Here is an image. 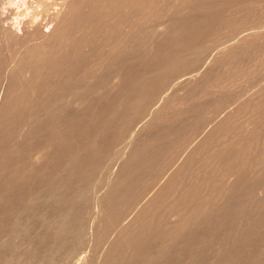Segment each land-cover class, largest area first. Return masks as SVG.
Instances as JSON below:
<instances>
[{
	"label": "bare ground",
	"instance_id": "obj_1",
	"mask_svg": "<svg viewBox=\"0 0 264 264\" xmlns=\"http://www.w3.org/2000/svg\"><path fill=\"white\" fill-rule=\"evenodd\" d=\"M173 1L170 2V0H28L22 8L11 7V8H8L9 10L6 13L1 11L2 10V8H1V10H0V82H1V84H0V210H1L0 211V225L3 222H6L10 225V227H8L10 229H7L8 231L10 230V232H13V233L17 232V234L22 233L23 236L25 234H28L29 231L25 227L24 224L17 221L16 218L13 221L11 220V218H12L11 215L15 216L17 213L19 214V212L20 213L24 212L25 214H28V218L32 215H34L36 218H38L39 221H41V223L39 225L42 224L46 228L52 229L51 233L42 234L40 239L34 238V239H37V241H35V242L32 238H31L32 240L30 238H28V240H25V238L22 239V240H24V242L21 241V243L23 242V245L30 246L33 249V251L31 250L32 253L26 254L25 256H23V255L18 256V257L22 256L24 258L23 264H36L37 262H40V261L42 263L43 262L42 261L43 254H45L46 252L48 253V251H50V249L53 246L57 247V246H60L61 244L64 245L63 243L65 241V238H67V237H65V235L73 234L72 232H73V229L75 228V225H76L74 213H75V209H76L75 208L76 202H78L77 199L80 196V194L82 193V191L86 190L87 188L89 190V184L88 183L90 181L88 183H86L87 184L86 186H88V187H85L84 183L87 182L89 179L91 180V177L93 174L96 176L99 174V173H96V174L94 173L95 163H97V162H92L93 161L92 159H94V157L92 158L90 153H89L88 155H90V157L92 158V159H90L91 162L89 161L90 163L87 164L86 161L88 162V160H89V158H87V160H85L86 164L84 166L82 165L83 167L81 165H78L79 162H81L80 160L82 159L80 157V151H81L80 144L78 142H73L72 140L66 141L67 138L71 137V135H70L71 132L69 134H67V132H66L67 129L68 128L71 129V127L75 126V125H77L79 127L84 123L83 118H82V116L84 114H82L81 112H77L78 108H80L82 104L86 103L88 101V99L90 101V98L93 96V95H90L91 97L89 98L90 91H94V90L96 91L102 87L104 89L103 85L105 83L110 84L112 87H116L117 84L119 85V82H121L120 80L124 79L126 84L124 82H122V83H124V85L121 86V88L123 90L127 89V87H126L127 84L130 86L132 85L131 82H132V78L135 76V71L140 70V68H136L137 67L136 64L139 63L140 60L139 61H136V60L139 59V57H138L139 55L145 56L144 55L145 54L144 49L147 47L146 49L148 50L149 49L148 47H151V44H152L151 42L154 43L153 40L150 42L149 41L150 38L148 40L147 37H150L149 36V34H151L150 32H153L152 30H156L154 28L158 24H160L159 23L160 21H159L158 23H156V26L154 27L155 23L150 24V23H152L150 21L154 18L156 19L157 17H158L157 18V20H158L160 16H161V18H163L164 16H162V15L165 14L164 7L166 5L168 6V3L175 4V3L179 2V1L177 2L175 0L176 2L174 3ZM202 1H203L202 3L201 2H199V4L196 3L197 5H200L201 9L203 8L202 5L205 2L204 0H202ZM246 1H248V0H246ZM251 1H253V0H251ZM191 2H193V0ZM0 3L2 4V1H0ZM188 3H190V2H188ZM173 4H169V5H173ZM238 4H242V2L241 3L238 2ZM183 5L185 6L186 4H183ZM187 5H189V4H187ZM191 5L195 6L194 3L190 4V6ZM197 5L195 7H197ZM157 6H160L161 8H163V11H162L163 14L158 15V13H159L158 11H160V9H161L160 7H158L160 9L157 11V13H155V11L157 10L156 9ZM176 6L180 8V5L179 6L176 5ZM176 6H173V7H176ZM185 7H187V6H185ZM204 7H206V6H204ZM87 8L89 10V13L87 11ZM188 8H187V10H190L189 6H188ZM197 8H195V10ZM165 9H166V11L167 10L170 11V9H172V8L170 7V9H167V7H166ZM192 10H193V8H192ZM197 10H199V9H197ZM169 11H167V13H169ZM162 12H160V13H162ZM153 13H154V16L156 14L157 17H154L152 15ZM188 14L190 15L189 12H188ZM184 15H185V13H184ZM204 15H207V14H204ZM150 16L152 17V19L149 18ZM173 17H175V16H173ZM177 17H179V16H176L175 19ZM166 18L164 17V19H166ZM168 18L170 19V17H168ZM149 19H150V21H148ZM155 19H154V21H155ZM175 19L173 18V20H175ZM178 19H179V21L178 20H176V21H178V22L181 21V22H180V24L178 22H176V23H177V25L180 26L183 23V21L180 20L181 18H178ZM185 20L187 22V19H185ZM167 21H172V20L167 19ZM147 22H150L149 23L150 26L153 25V27H152L153 29L151 28L152 30L150 32H148V34L146 32L149 31L150 28L147 27L148 26ZM172 22H175V21H172ZM172 22H171V24H172ZM192 22H194V21H192ZM142 23H143V25L145 23L147 25L146 29H148V30L147 31L145 30V33H146L145 36L146 35H148V36L145 38L148 40L149 43H151V44L148 43L150 46L147 44V41H145L143 38L141 39V42H139V40H138L139 36L137 37V35L139 32H141L140 30L143 29L142 28L143 26L141 27ZM161 23H163V22H161ZM169 23L170 22H168V24ZM189 23H190V21H189ZM197 23H199V22H197ZM173 24H172V26H175ZM170 25H168V26L170 27ZM200 25L201 24H199V26ZM160 26H161V24H160ZM182 26H183V24H182ZM162 27L164 28V26H162ZM196 28H197V26L195 27V29ZM200 28L201 27H199V29ZM203 28H205V27H203ZM188 29H191V27H188ZM254 31H261V30L257 29V30H253V32ZM154 32L156 33L157 30ZM154 32H153V34H154ZM158 32H159V30H158ZM162 32L167 34L169 32V30L166 32V31H163V29H162ZM197 32H199V31L197 30ZM200 32H201V30H200ZM249 32H250V34L253 33L250 30H249ZM141 33L142 34H140V33L139 34L142 36L143 32H141ZM169 34H171V33L169 32ZM177 34H179V32L176 33L175 35H177ZM181 34H182V30L180 31L179 35H181ZM184 34H187V33L185 32ZM175 35H174V37H176ZM187 35H189V34H187ZM184 36H186V35H184ZM181 37L179 36L178 40ZM156 38H157V36H156ZM156 38H155L156 42H157V40H160L159 38L158 39H156ZM165 38H166V36H165ZM190 39H192V38H190ZM175 40H176V38H175ZM178 40H176V42H173V40L171 42H169L170 44L168 45V49H167L169 52H167V51L164 52L165 46L162 47V44H161V47L159 46V48H162L161 50L158 47H156V45H157L156 42H155L156 44L154 43L152 45V48L154 46L153 50H154V52H155V50H157L158 51V52H156L157 54L159 53V50L163 51L162 55H163V53H165L164 58H165V56L169 57V54H172V56H170V59L173 60V62H176L177 56H179V55H182V56L186 55L187 56L188 53H192V50L196 44V42L193 43V41H192V45H191V42H187L186 40H185V43L179 44ZM180 40L184 41L183 38H181ZM177 41H178V43H177ZM194 41H196V40H194ZM160 42H161V40H160ZM186 42L189 44H187ZM200 43H202V42H200ZM93 44L95 46H93ZM253 44H254V42H253ZM254 45H253V47L255 49ZM263 45L264 44H262L261 47ZM90 46L95 47L97 52L95 51V49H93L95 51V53L93 51H90V52H93V55L90 58H88L87 56L84 55V54H86V53H84V51L88 47H89V50H91L90 48H92V47H90ZM96 46L98 47V49ZM155 47L158 48L159 50L155 49ZM212 47L217 48V51L219 50V52H218L219 58L223 54H224V56H226V53H228V52L231 54L232 51L234 50L233 47H230V44H228V45L222 44L219 46H216V45L213 46L212 45ZM241 47L243 49L245 46H241ZM241 47H240V49L238 47L239 51L241 50ZM248 47L249 46H246L247 50H251L253 53L254 52L255 53L260 52V51H258L259 49H257V48L254 51L251 49L252 46L250 48H248ZM257 47H258V44H257ZM197 48H199V47H197ZM214 48H213V50H214ZM139 50L140 51L143 50L142 53ZM147 50H146V52H147ZM153 50L150 52H153ZM198 50L199 49H197V51L195 50V52H197L196 53L197 55H198V53H200V52H198ZM202 50L204 52V49H202ZM247 50H246V52H249ZM256 50L258 52H256ZM260 50H262V49H260ZM263 50H264V48H263ZM199 51H201V50H199ZM235 51H238V50L236 49ZM235 51H233V52H235ZM239 51H238V53H239ZM251 51H250V53H252ZM90 52H87V53L91 54ZM143 52H144V54H143ZM154 52H153V56H154ZM203 52H202V54H203ZM213 52H211V54ZM148 53H149V51H148ZM205 53L206 52H204V54ZM220 53H223V54L220 55ZM150 54L151 53H149V55H146L147 58L144 57L147 60L146 59L143 60L144 58H142V56L140 58H142L143 63L145 61V64H146V62L150 63L151 61H153L152 62L153 64L154 63H155V65L157 64V66H155V65L149 66V64H147L148 67H151V68H153V67L156 68V67H158V64L160 62H163V61L165 62L167 59L169 60V58H166V60L163 58L164 60L162 61V59L159 58V60H161V61L159 63H156L154 60H156V61H158V60L154 56L155 59L154 60L152 59L149 62L148 59L152 56ZM157 54H155V55H157ZM160 54H158V55H160ZM158 55H157V57H159ZM162 55H161V57H162ZM148 56H149V58H148ZM186 56H185V58H186ZM224 56H221V58ZM200 57H199V59L202 60L203 55H202V58H200ZM190 58H192V57H190ZM190 58H189V60H190ZM179 59L183 60L182 57L178 58V60ZM204 59H205V57H204ZM227 59H228V57H227ZM194 60H195V58H194ZM213 60H214V58H213ZM213 60H211V62ZM216 60H218V58ZM219 60L221 63L224 62V60L221 61L222 59H219ZM184 61H188V60L185 59ZM164 62H163V64H164ZM173 62H172V64H170L171 62H169V64L174 65L175 63H173ZM202 62H203V60H202ZM139 64H141V63H139ZM139 64H138V67H141L142 64H141V66H139ZM145 64H143V65H145ZM161 64H159V66H161ZM213 64H214V61H213ZM165 65H167L166 62H165ZM170 65H168V66H170ZM180 65H182V64H179V66ZM201 65H202V63H201ZM223 65L225 67V71L226 70L229 71V69H226V68H230L228 66V62H224ZM162 66H161V68H162ZM220 66H221L220 68L223 70L224 68L222 67L221 64H220ZM122 67H124V70ZM142 67H143V69H141L142 71L141 70L140 71H141V73L144 72L143 74H145L147 72V69H145L144 66H142ZM175 67L177 69L178 66H174L173 67L174 69L172 68L171 70H169V73H172L173 70H175ZM201 67H199L198 69H200ZM135 68L137 70H135ZM169 68H171V66ZM169 68L166 69L167 72H168ZM151 70L149 69L150 73H151ZM207 70H209V69H207ZM222 70H221V74H223ZM140 71H139V73H140ZM216 71H218V70H216ZM149 72H147V73H149ZM139 73H137L136 75L139 76ZM152 73H153V71H152ZM152 73H151V75H153ZM169 73H168V76H170ZM216 73H220V72L218 71ZM149 74H146V76H148ZM190 74H192V73H190ZM208 74H210V72ZM227 74L228 73L226 72V74L222 78L220 77L218 79L221 80V79L225 78V76ZM137 76H136V78H138ZM140 76H141V74H140ZM168 76L166 77V75H165V78L168 79ZM199 76H201V75H199ZM206 76H204V77H206ZM151 77L154 78L155 76L153 75ZM157 77H155L156 80L154 78L153 81L154 80L157 81L158 78L161 79V77H158V78ZM213 77H215L217 79V77H219V76H217V77L213 76ZM145 78H146V81L150 84V80H147V78H149V77H145ZM191 78H188L189 81ZM208 79H209V77H208ZM138 80H140V79L138 78L137 82H139ZM141 80H142V77H141ZM165 80L166 79H164V81ZM209 80H208V82H209ZM219 80H218V82H220ZM134 81L136 82V80H134ZM142 81L144 82V80H142ZM205 81L207 82V79ZM211 81L209 84L212 85ZM139 83L141 86H142V84H144L141 81ZM152 83H154V82H152ZM108 84L106 86H108V88H109ZM145 84H146V82H145ZM133 85H134L133 86L134 88H135V85L138 86L137 83H135V84L133 83ZM153 85H155V84H153ZM211 85H209V86H211ZM111 86L108 89L110 91L112 89ZM124 86L126 89L123 88ZM205 86H206V84H205ZM142 87H144V86H142ZM195 87L198 88V85H196ZM117 88H118V86H117ZM117 88H115V90ZM121 88H119V90H121ZM137 88H139V86ZM207 88H208V83H207V87L205 89H207ZM133 89H132V91L134 92ZM147 89H149V88H147ZM150 89H152V86ZM112 90H114V88ZM140 91L141 90H139L138 93ZM238 91L239 90H237V92ZM130 92H131V90H130ZM144 92H143V94L142 93H139V94L140 95L142 94V95H144V97L145 96L147 97L149 95V93L145 94ZM114 93H113V95H115ZM91 94H92V92H91ZM118 95H119V92H118ZM122 95H124V93H122L121 96ZM125 95H127V94H125ZM151 95L154 97L155 94L153 93ZM219 95H221V94H219ZM244 95L245 94L243 92L242 95H237V98L242 99L244 97ZM115 96H114V98H115ZM252 96H253L252 100H246V101L239 100V101H237V105H236L237 106L236 107L237 108L236 114L241 115L245 118V121H244V123H242L241 126L244 127V131H246V133L245 132L242 133L243 131H241V129H240L241 126L240 127L237 126L238 123H237V125H235L236 128L234 130H232V128H234V127H233V124L229 120L231 113H228L226 115V117L221 122L213 123V125H212L213 128L211 127L210 130L205 129L202 131L203 133L198 138V139H200L199 143L195 144L192 141H188V142L186 141L184 143L183 150L180 153L178 159L177 160L175 159L171 164H169V166H167L168 168L162 173V175L160 177H158V179H154L156 181L154 182V185L152 186V188L150 187L151 188L150 190L145 191V193H143L144 194L143 196L140 195L139 197H137L138 199L135 200L136 202L134 201V203L131 204L132 207L130 206V208H131L130 211L127 210L128 213L124 214V215H122L121 212L124 213L122 210H124L125 207L123 209H120L123 205L121 207H119V205H121L122 201H124L123 198L125 197V195L129 191V188H134L136 190V188L138 186V185H136V183L138 182L137 180H139L136 177L139 174L137 176L135 175L136 177H134V174H133L132 178L137 179L136 183H134V180L132 178H131V180L133 182L130 180L132 182V184L134 183L136 185V187H133L135 185H133L132 187H128V185L131 184L128 180L132 174L130 175L129 174L130 172L129 173L127 172L130 175V177L128 176L129 177L128 180L124 179V180H126V182L127 181L129 182V184L127 183L128 185H127V189H126L123 186L126 182L124 181L121 183V173H120L122 171V168H126L125 167V166H127L126 162L124 161L125 163H123V162L119 163L121 161H117L116 157L118 155L115 153L117 155L116 156L115 154L112 153L115 151L114 148H112L114 151L110 152L111 146L114 145V143L110 142L112 144V145L110 144V149H109V146H104L105 148L108 147L107 149L109 150V152L112 155L116 156V157L113 156V158H112V155H111V158L113 160H115L114 158H116L117 163H119V165H121V164L122 165L119 167L117 165L116 172L114 171L115 169L112 171L113 168H109L108 172H107V169L106 170L104 169L107 172V174H109L108 177L106 178V180L104 178L105 176L103 177L104 172L102 175V172L100 170V173L102 175L101 179L104 178V180H105V181H103L104 185H101L102 187L97 189V190L100 189L99 190L100 192L98 194L94 192L95 194H97L95 202H94L95 203V212H94V214L92 213L93 214L92 218L90 216V219H92V222H91L92 224H91L90 228L88 226L89 229L86 227L88 230H90L89 232L87 230V232L90 233V236L95 237L94 235H96V233H98V232L100 233L103 230V228H107V227L109 228V226H111L113 229V232L110 231L113 235L108 237V239L106 240V246H105L103 252L99 255L100 258L97 260L96 264H264V247L262 248L259 244L258 245L255 244L256 236L261 237L262 235H264V197H263L264 196V136H263L264 133L262 135L261 131H263V130H261V128L259 129V127H260L259 125H261V124L256 126V124H255L256 122L254 123V121L258 122L262 118L264 120V117H262V115L264 114V110L263 111H261L262 109L258 110L259 108L264 107V95H262V93L255 92L252 94ZM111 97H113V96H111ZM127 97H128V95H127ZM129 97H128V99H129ZM144 97L141 96V98H143L142 102L145 99ZM150 98H151V96L150 97L148 96V98H146L145 100L147 101V99L149 100ZM219 98H221V97H219ZM122 99H125V97L123 96ZM115 100L118 101V104L121 102V99H118V97ZM139 100H141V99H139ZM153 101H151V102H153ZM214 101H215V99H214ZM91 102H93V100H91ZM123 102L125 104V101H123ZM154 102H158V100L154 101ZM225 102L224 103L222 102L223 105L225 104ZM68 103H72L74 105L75 104L80 105V107H78L76 109H74V107H73V111L77 110L76 112L78 114L74 112L73 116L71 115L67 119H63V114L65 112L66 107L68 106ZM201 103H204V102L202 101ZM92 104H94V102ZM97 104H98V102H97ZM167 104H169V103L167 102ZM204 104H206V103H204ZM98 105L100 106L101 104H98ZM136 105L137 104H135V102H131L129 104L126 103L124 105V107L127 106L126 110H125V108H123V110L125 111V113H127L126 111H128L129 109H131L133 111L134 107H136L138 109V107ZM207 105H206V107H207ZM209 105H211V103H209ZM214 105H212V106H214ZM223 105L220 106L218 110L215 108L216 109L215 112H223V111H225V113L228 112V110H229L228 108L230 107V104L226 103V105H224V106ZM83 106H85V105H83ZM93 107H95V106H93ZM101 107H102V105H101ZM104 107H106V106H104ZM168 107H170V106H168ZM175 107L176 106H174V108ZM208 107H210V106H208ZM69 108H71V107H69ZM87 108H89V107H87ZM127 108H128V110H127ZM172 108H173V106L170 109H172ZM184 108H182V110ZM149 110H150L151 116L153 115V117H154L156 115L158 118L159 112H153L151 109H149ZM185 110H186V108H185ZM189 110H191V109H189ZM212 110H213V108H212ZM255 110H257L256 114L258 113V111H260L259 113L263 112V114H261V116L259 114L256 115ZM115 111L116 110L114 109V112ZM173 111H170V112L174 113ZM175 111H178V110H175ZM68 112L70 113L71 111H68ZM84 112L85 111H83V113ZM129 112L133 113L130 110H129ZM142 112L144 113L145 111H142ZM142 112L140 113V111H139L140 115H144ZM190 112L192 114L196 113V112H192V110ZM85 113H88V112L86 111ZM185 113H186V111L183 114H185ZM106 114H103V115H106ZM120 114H121V112H120ZM188 114H190V113H188ZM192 114H191V116H192ZM108 115H110V114H108ZM122 115H123L122 118H124V116L126 118L129 114L127 116L124 114H122ZM133 115H135V114H133ZM161 115L166 116L167 114L166 115L161 114ZM170 115H172V114H170ZM114 116H112V117L113 118H116V116L121 117V115H119V114L118 115L116 114L115 117ZM187 116H189V115H187ZM197 116H199V115H197ZM222 116L223 115H221L220 117H222ZM95 117L92 116V119L89 118V120L85 119V120H87V124L85 123L84 126L87 130L84 129L83 135H87V133H89V132L92 133V130L94 133L95 127L91 128L92 130L90 129L91 131L89 130V132H88V129H89L88 125L94 121L93 119ZM112 117L109 119H113ZM130 117L132 119L133 116L130 115ZM136 117H138V116L135 115V117H134L135 119H132V120L133 121L138 120ZM79 118H81V119H79ZM98 118L99 117L97 115V120H98ZM166 118H169V116L168 117L166 116ZM76 119H79V121L81 120L82 124L80 123L81 121L80 122L78 121L79 124H77ZM131 119H130V121H131ZM140 119H142V118H140ZM145 119H147V118H145ZM159 119H161V118H159ZM164 119L165 118L163 117L162 121H164ZM173 119H175V118H173ZM184 120L181 121V123L182 122L185 123L186 121H184ZM124 121H122V122H124ZM127 121H129V120H127ZM169 121L170 120L168 119V122L167 123L165 122V124H167L166 127L167 126L169 127V125H168ZM98 122H100V125H101V123H103L99 120H98ZM111 122L113 123L114 121H111ZM172 122L173 121H170V123H172ZM115 123H118V122L116 121ZM127 123H125V124L127 125ZM156 123H157V121H156ZM263 123H264V121H263ZM105 124H107V122ZM125 124H123V126L119 125V124H117V125L122 126L121 127L122 129L123 128L126 129L125 128L126 126L124 127ZM131 124H133V123H131ZM142 124H143V122H142ZM134 125H135L136 129L134 127H132L127 140L124 141L125 143H124V146H122L123 148L121 146H119V148H122V149L119 150V151H121V153L119 155L120 158H118V159H121V158H125V160L127 159L126 156L129 153V152L127 153V151H126L127 148H130L132 143L134 141H137L136 135L139 132H143V131H140V129H138L139 131H137V128L140 125H138V126L136 124H134ZM180 125H182V124H180ZM84 126H82V128H84ZM142 126H146L145 122ZM172 126H173V123H172ZM174 126H175V124H174ZM184 126L182 128H184ZM101 127L102 126H100V128L99 127L98 128L101 130ZM168 127H167V130H168ZM186 127H188V126H186ZM237 127H238V129H240L239 130L240 133L237 132L238 130L235 131L237 129ZM261 127H262V125H261ZM98 128L96 130H98V132H99ZM169 128L170 129L172 128L171 125ZM75 129L77 130V128H75ZM78 129H80V127ZM141 129H142V127H141ZM180 129L181 128L179 126V131H180ZM245 129H247V130H245ZM157 130H159V129H157ZM160 130H161V131H159L160 133L162 131H164V129L163 130L160 129ZM172 130H175V128ZM258 130H260V131L258 132ZM68 131H69V129H68ZM77 131H78V133H80L79 130H77ZM104 131L102 130V135L105 136L106 132H104ZM231 131L232 132L234 131L237 133H235V136L232 134L233 136H231V138H230ZM95 132H96V134H95V136H96L98 134V132L97 131H95ZM157 132L155 130L152 133H153V135H154V133H156L155 136L159 137ZM168 132H170V131H168ZM173 132H172V134H173ZM51 133H54V135H52ZM160 133H159V135H160ZM162 133H161V135H162ZM49 134H51V135H49ZM92 134H91V136H92ZM180 134L181 133H179V135ZM164 135H162L163 139H165ZM91 136H88V137L90 139H92ZM95 136H93V137H95ZM261 136H263V137H261ZM105 137H107V139H108V137H110V136L106 135ZM153 137H149L150 140H151V138L152 139L155 138V139L162 142L161 136H160L161 139L160 138L158 139L156 137L153 138ZM165 137H167L166 140L167 139L169 140V138H170V137L168 138V136H165ZM174 137H175V135L171 138V140ZM232 137H234V138H232ZM84 138H86V137H84ZM96 138H97V136H96ZM96 138H93L94 139L93 141H95ZM79 139H82V138H79ZM115 139L116 138H114V142L116 141V143H117L118 140H115ZM119 139H121V138H119ZM147 139H148V137H147ZM194 139L195 138H193L192 140H194ZM229 139H232V141L231 140L229 141ZM186 140H187V138H186ZM235 140L237 141L236 145L234 144L233 147H230L229 146L230 142H232V144H233L236 142ZM93 141H91V142H93ZM101 141L102 140H100L99 143ZM112 141H113V138H112ZM228 141H229V143H228ZM80 143H82V142H80ZM99 143L95 144V145L97 146V145H99ZM107 143H109V142H107ZM226 144H228V145H226ZM86 145H88V144H86ZM100 145H102V144L100 143ZM119 145H121V144H119ZM137 145H138V143H137ZM56 146H57V148H55ZM88 146H90V145H88ZM142 146H140V144H139V147H141V149H142ZM145 146H146V144H145ZM147 146H150V145H147ZM153 146L154 145L152 144V147ZM169 146L171 147V144ZM61 147H64V149L59 150ZM92 147H93V150L96 149V148H94V146H92ZM98 147H100V146H98ZM152 147H151V150H153ZM50 148H53L56 150L58 149V151H62L61 155H65V156L64 157L61 156V157L56 159L54 156L56 155V153H58V151L56 153L53 152L51 154V152H50L48 154L47 150H50ZM105 148L103 151L107 150V149L105 150ZM116 148H118V147H116ZM134 148H136V146H134L133 149ZM145 148H148V147H145ZM133 149H132V151H133ZM141 149L138 148L137 151L140 150L139 152H141ZM144 149H142V150H144ZM159 149L160 148H158L157 151L161 152ZM161 149L164 150L163 148H161ZM93 150H91L89 152H92ZM96 150H98V151L101 150V152H102V149H100V148L96 149ZM116 150H118V149H116ZM147 150H148V152L151 151L150 147ZM154 150H155V148H154ZM157 151H156V153H157ZM164 151L161 152V154L164 153ZM93 152L95 153L97 151H93ZM143 152H141V153H143ZM148 152H147V154H151V156H152V154H154L153 151H152V153H148ZM94 153H91V154L94 155ZM97 153H96V156L99 155ZM126 153H127V155H126ZM135 153H137V152H135ZM145 153H146V151H145ZM28 154H30L31 157H33L34 160H36V162H34L35 164H33V163L26 164L27 163L26 158H27ZM59 154H60V152H59ZM104 154H106V157L109 155V153L107 155L106 152ZM118 154H119V152H118ZM140 154H139L138 158L135 155L137 158V159H135L136 162L133 160L134 158H132V160L134 162H133V165H131V166H134V163H135V165L138 167V165H141L139 163V161H143V158H144L143 162L146 164L152 158V157L148 158L150 155L146 157L145 155H147V154H141V155ZM88 155H87V157H88ZM160 155H158V153H157V155H156L157 158H155V160L153 158V161H151L152 160L151 159L150 163H152V164H153V162L156 163V159H160V157L162 158V155L161 156ZM100 156H102V155L97 156V159ZM153 156H155V155H153ZM158 156H159V158H158ZM106 157H105V159H106ZM109 158L110 157H108V159ZM111 158L109 159V161H111ZM147 158H148V161L145 162L146 161L145 159H147ZM95 159H94V161H96ZM100 159H102V158H100ZM102 160H103V162H105L104 158ZM37 161L41 162V166H40L39 162H37ZM98 161H99L98 162V164H99L100 160H98ZM170 161H169V163H170ZM103 162L101 164H103ZM108 162L106 160V162L103 164V167ZM157 162H159V161H157ZM43 163H44V166H43ZM131 163H132V161H131ZM144 163H142L144 165V167L142 166L143 168H145ZM163 163L164 162L162 161V164ZM115 164H113V165H115ZM57 165H60L59 170H58L59 173L57 172L58 174L54 175L56 173L55 171H57V169H58ZM109 166L107 164V168ZM131 166H129V168L127 167L126 169L132 170ZM148 166L149 165H146V169L151 168ZM49 167H51L53 169V171H51L52 169L49 170L50 169ZM137 167H135V169H137ZM118 168H119V170H118ZM46 169H48L49 171H46ZM96 169L99 170L98 167L95 168V170ZM135 169H133V170H135ZM110 171H111V173H109ZM136 171L140 172V170H136ZM124 172L126 173V171H124ZM125 173H122V174L126 175ZM107 174H105V175H107ZM142 175H144V174H142ZM54 176H56V178H54ZM123 178H125V177H123ZM41 179H44L45 182H46V180H48V183L47 184L45 183L46 185H42V186L38 185L40 182L38 184H35V182H37ZM93 179H95V178L93 177ZM44 180H42V181L44 182ZM152 180H153V178H152ZM92 182H94V181L90 182L91 183L90 186L94 185V183L96 181L93 184H92ZM116 182H118L117 185H115ZM98 185H100V183ZM141 186H143V185H141ZM93 188H94V186H93ZM93 188H91V189L93 190ZM134 189H133V191H134ZM85 192H87V191H85ZM85 192H83L82 195ZM255 193H258L259 196H261L263 198L253 197L255 195L252 196V194H255ZM92 194H93V191L89 195L91 196ZM21 195H22V197L24 195L23 200L25 198H27L26 202L24 200V205H21V203L19 204L20 201H18L22 198ZM128 196H129V194H128ZM128 196L126 197V199H128L127 200L128 203L125 201V204L127 203L128 205H130L129 203L133 200L132 198L134 195L133 196L130 195L129 198H128ZM86 198H87V196H86ZM81 199H83V198H81ZM92 199H93V196H92ZM23 200H21V202ZM86 202H87V200H86ZM83 203H85V201ZM22 204H23V202H22ZM2 205H3V209H2ZM84 205H83V207H84ZM161 209H162V212L159 213V211ZM77 212L80 213L79 210H77ZM20 215L19 216L22 217V214H20ZM25 219H24V221H27ZM81 219L82 218H80V220ZM166 219H168V222L165 221ZM31 220H33V222H34V218ZM36 222H35V224H36ZM6 223H3V225H5ZM25 224H27V223H25ZM28 227L30 229V226H28ZM32 227H34V226H31V228ZM6 228H7V226H6ZM76 228H79V227H76ZM1 229H2V227L0 228V230ZM50 229H49V231H50ZM76 231H78V229ZM82 231H84V230H81V232ZM108 232H109V230H108ZM38 233H39L38 235L40 236V232H38ZM84 233H83L84 236L85 235L88 236V233L87 234L86 233L84 234ZM74 234L71 236H75ZM14 235H15V233H14ZM23 236H22V238H23ZM103 236H104V234H103ZM25 237H26V235H25ZM28 237H29V234H28ZM32 237H34V236H32ZM75 237H77V235ZM79 237H81V235ZM14 238H16V237H14ZM18 238H19V236H18ZM88 238H89V236L87 237V239ZM95 238L98 239L97 237H95ZM87 239L85 241H87ZM91 239H94V238H91ZM96 239L94 241H96ZM1 240H3V239H1ZM67 240H68V238H67ZM70 240H72V238ZM73 240H74V238H73ZM75 240H76V238H75ZM90 241H93V240H90ZM48 242L49 243L52 242V244H51L52 247L46 245ZM80 242H81V238H80ZM18 243H20V241ZM71 243L72 242H70V245H71ZM74 243L75 242H73L72 245H74ZM249 243H250V245H249ZM2 244L3 243H1V245ZM9 244L11 245V243H9ZM15 244H16V242H15ZM66 244L67 243L65 242V245ZM12 245H13V243H12ZM62 245L60 247H62ZM82 245H81V247H82ZM88 245H90V244H88ZM263 245H264V243H263ZM15 246H17V245H15ZM15 246L13 245V248H15ZM2 247H3V245H2ZM18 247H19V245H18ZM63 247H66V246H63ZM77 247H79V246L77 245ZM77 247H76V249H78ZM13 248H11V249H13ZM24 248H25V246H24ZM24 248H21V251ZM73 248H75V245ZM98 248L99 247H97V250H98ZM26 249H24L25 252H27ZM69 249L70 248H68V250ZM13 250H17V249H13ZM57 250H59V249H57ZM79 250H80L79 251V253H80L82 251V248H80ZM83 250H84V247H83ZM88 250H89V248H88ZM2 251H4V250H2ZM8 252H10V251H8ZM13 252H15V251H13ZM17 252H19V249L17 250ZM55 252H57V251H55ZM69 252H70V250H69ZM99 252H101V251H99ZM19 253L21 254V252H19ZM64 253H67V251H65ZM74 253L75 252H73L71 254H74ZM79 253H77V254L79 255ZM52 254H53V252H52ZM58 254H60V253L57 252V255ZM61 254H62V256H64L62 252H61ZM15 255H16V253H15ZM55 255H56V253H55ZM47 256H49V255H47ZM59 256L61 257V255H59ZM59 256H57V257H59ZM65 256H67V254ZM68 256H70V255H68ZM14 257H12L10 255L7 257V255L0 254V264H5V263L10 264L14 260ZM22 257L20 260H22ZM158 258H160V259L162 258V260L158 261L159 260ZM207 259L210 261H208ZM48 260H50V259H48ZM60 260H62L61 258L58 261L62 262ZM64 260H68V259L64 258ZM73 260H75V259L73 258ZM51 261H53V260H50V262ZM46 262H47V260H46ZM13 263H15V261H13ZM66 263H69V261L68 262L66 261ZM43 264H46V263L44 262Z\"/></svg>",
	"mask_w": 264,
	"mask_h": 264
},
{
	"label": "rangeland",
	"instance_id": "obj_2",
	"mask_svg": "<svg viewBox=\"0 0 264 264\" xmlns=\"http://www.w3.org/2000/svg\"><path fill=\"white\" fill-rule=\"evenodd\" d=\"M0 1H2V4L0 3V10H1V8H2V10L1 11H3V12H7L9 9L8 8H11V7H13V8H22L25 4H26V2L28 1V0H0ZM171 1H173V0H170V2ZM178 2V3H175V2ZM174 0L173 2L176 4V5H180V8L179 7H177L175 4H173V3H168V6L166 5L165 7H164V12H165V14H163V8H161L160 6H157L156 7V11H155V13H157V11L160 9V11H158L159 13H158V15H161V14H163L162 16H164L166 19H164V17L163 18H161V16L159 17V19L157 20V16H156V14H155V16H154V13L152 14L154 17H157L156 19H155V21H154V19H152V15L149 17L150 19H152L151 21H150V19L148 20V21H150V22H152V23H150V22H147L148 24V26L146 25V23L143 25V23H142V25H141V27L143 28L142 30H140L141 32H143V35L141 36L140 34H142L141 32H139L138 33V35H137V37L139 38L138 40H139V42H141V39L143 38L145 41H147V44L149 43L148 42V40H149V38H150V42L153 40L154 41V43L156 42L155 41V38H156V36H157V38L156 39H160L161 40V42H160V40H157V45H156V47H158L159 48V46L161 47V44H162V47L163 46H165L164 47V52L165 51H167V52H169L167 49H168V45L170 44L169 42H171L172 40H173V42H176V40H178V38H179V36L181 37V38H183V40L184 41H181L180 39L178 40L179 41V44H183V43H185V40L187 41V42H191V45H192V41H193V43L194 42H196V44H195V49L193 48V50H192V53H188L187 54V56H186V58H185V56L183 57L182 55H179V56H177L176 57V62H173V60H171L170 59V56H172V54H169V57L168 56H165V58H164V55H165V53H163V55H162V52L163 51H160L162 48H156L155 47V49H158L159 50V53L158 54H160V55H158L156 52H158L157 50H155V52H154V50H153V48H154V46H153V48H152V45L154 44L153 42H151V43H149V44H151V47H148L149 49L147 50L146 48L144 49V51H145V54H144V52H143V54L145 55V56H143V55H139L138 57H139V59H137L136 61H139V63H143V60H145L147 57H146V55H149V53H151L150 55H152L153 56V52H154V56L156 57V59L158 60V61H156V60H154L155 58H154V56L152 57H150L149 58V56H148V61L150 62V60H154L156 63H159L161 60H159V58L160 59H162V61L165 59L166 60V58H169V60L167 59L165 62H166V64L167 65H165V62H164V64H163V62H160L159 64H161V66H162V68H161V66H159V64H158V67H156V68H151V67H148V65L147 64H149V66H154L155 65V63L153 64L152 62L153 61H151L150 63H147L146 62V64H145V61H144V63L143 64H145V65H143L142 64V66H144L145 67V69H147V72H149V69L151 70V73H152V71H153V75L155 76V77H161V79L160 78H158L157 79V81H155L156 80V78H155V80L153 81V77H151V76H153V75H151V73L149 74V73H145V74H143V73H141V69H143V67L141 66V64H139V63H137L136 64V68H140V73H139V71L135 68V70H137V71H135V76L132 78V87L130 86V85H128L127 84V89L125 88V86L123 87L124 89H126V90H123L122 88H121V86H123L124 85V83L126 84V82H125V80L123 79V80H120L121 82H119V85L117 84V86H118V88H117V86L116 87H112L110 84H108L109 85V88H110V86H111V88L113 89L114 88V90H115V88H117L115 91L114 90H112L111 89V91L110 90H108L109 88H108V86H106L107 84L105 83L103 86H104V89H103V87L102 88H100L99 90H94V91H90V93H89V98L91 97L90 95H93L91 98H90V101H89V99H88V101L86 102V103H84V104H82L81 105V107H80V105H74V104H72V103H68V108L66 107V109H65V112H64V114H63V119H67L69 116H73V114H74V112L75 113H77V112H81L82 114H84L83 116H82V118H83V121H84V123L82 124V121L80 122L79 121V119H81V118H79V119H76V123L77 124H79L78 123V121L82 124H80L81 126H79L80 127V129H78L79 127L77 126V125H75V126H72L71 127V129L70 128H68L69 129V131H68V129H67V134H69L70 132V135H71V137H69V138H67V140L66 141H73V142H78L79 144H80V149H81V151H80V157L82 158L80 161L82 162L83 160V162L81 163V162H79V164L78 165H85L86 163L87 164H89L90 162H91V160L90 159H92L93 157H94V159L96 160V161H94V159H92L93 161L92 162H97V163H95V167H94V173L96 174V173H99L97 176L96 175H94L93 173V175H92V177H91V180L89 179L87 182H85L84 184V186L85 187H88V186H86L87 184L86 183H88L89 181L91 182V181H98L97 183L95 182H92V184L94 183V185H92V186H90V182L88 183L89 184V190L91 189V188H93V186H94V188H93V190L91 189L90 191L88 190V188L86 189V190H84V191H82V193L83 192H85V191H87V192H85L83 195H82V193L80 194V196L78 197V199H77V201L78 202H76V206H75V213H74V217H75V221H76V225H75V228L73 229V234L76 236L77 235V237H75V236H71V235H73V234H67V235H65V237H67L68 238V240H67V238H65V241H64V245H62V247H60V246H53L52 247V242L51 243H47L46 245L47 246H50V247H52L51 249H50V251H48V253L46 252L45 254H43V259H42V263H41V261L40 262H37L36 264H43L44 262L46 263V264H96V262H97V260L100 258V254L103 252V250H104V248H105V246H106V240L108 239V237H110V236H112L113 234L111 233V232H113V229H112V227L111 226H109V228L107 227V228H103V230L99 233H96V235H94L95 237H97L98 239H96L95 237H92V236H90V233H88L90 230H88L90 227H91V222H92V219H90V216H91V218H92V215L94 214V212H95V199H96V195L100 192L99 190H97L98 188H100V187H102L101 185H104L103 183V181H105L106 180V178L108 177V175L109 174H107V172H108V170H109V168H113L112 169V171L114 170L115 172H116V170H117V165H118V167L119 166H121V165H119V163H125L126 162V164H127V166H125L126 168L128 167L129 168V166H131V165H133V162L135 161L136 162V160L135 159H137L138 157H139V154L141 153V152H143L144 150L146 151V153H145V151L143 152V153H141V154H147V152H148V150L147 149H149V147H150V150H151V147H152V144L155 146H153L152 147V149L153 150H151V151H149L148 153H152V151L154 152V154H152V156H151V154H147V155H145L146 157L147 156H149L148 158H150V157H152L150 160L151 161H153V158H154V160H155V158H157V153H158V155H160L161 154V152H163L164 150V153H162L161 155H162V158L160 157V159H156V163L155 162H153V164L152 163H150V160L148 161V158L147 159H145L146 161L145 162H147L146 164L143 162L144 161V158H143V161H139V163L141 164V165H138V167L135 165V163H134V166L135 167H137V169H135V167L134 166H131V168H132V170L131 169H126V168H122V171L120 172L121 173V183L122 182H126V180H128V178L130 177V175H131V177L129 178V182L131 183V184H129V182L127 181L123 186L127 189V185H128V187H132L133 185H135L134 183H136V180L137 179H139V180H137L138 182L136 183V185H138L137 186V188H136V190L134 189V188H129V191L127 192V194L125 195V197L123 198V200L124 201H122V204L121 205H119V207H121L122 205V207L120 208V209H123L124 207V210H122L124 213H122L121 212V214L122 215H124V214H127L128 213V211H130V206H131V204H133L134 203V201L136 200V199H138L137 197H139L140 195L141 196H143L144 194L143 193H145V191H148V190H150L151 188H152V186L154 185V182L156 181V180H154V179H158V177H160L161 175H162V173L168 168L167 166H169V164H171L175 159L177 160L178 159V157H179V155H180V153L182 152V150H183V147H184V143L187 141H192L193 143H195V144H197V143H199V141H200V139H198L199 137H200V135L203 133L202 131L203 130H205V129H211V127H212V125H213V123H219V122H221L225 117H226V115L228 114V113H231V116H230V118H229V120H230V122L233 124V127L234 128H232V130H234L236 127H235V125H237V123H238V127H240L241 125H242V123H244V121H245V118L243 117V116H241V115H237L236 114V110H237V101H239V100H243V101H246V100H252V94L253 93H255V92H258V93H262V95H264V50H263V46L261 47V45L262 44H264V0H253V1H251V0H248V1H246V0H204L205 2L203 3V8L201 9V7H200V5H197V4H199V2H203L202 0H193V2H191L192 0ZM195 1V2H194ZM188 2H190V3H188ZM238 2L239 3H241L242 2V4H238ZM192 3H194L195 4V6L197 5V7H195L194 5V7L191 5L190 6V4H192ZM197 3V4H196ZM167 4V3H166ZM169 4H173V5H169ZM183 4H186L185 6H187V7H185ZM187 4H189V5H187ZM205 4V5H204ZM4 7H3V6ZM182 5V6H181ZM172 8V9H170V7ZM173 6H176V7H173ZM188 6L190 7V10H187V8H188ZM204 6H206V7H204ZM158 7H160V8H158ZM167 7V9H170V11L169 10H167V11H169V13H167V11H166V8ZM169 7V8H168ZM200 7V8H199ZM174 8V9H173ZM180 10H179V9ZM192 8H193V10H192ZM195 8H197V9H199V10H195ZM189 9V8H188ZM87 11H88V13H89V10H88V8H87ZM172 11V12H171ZM182 11V12H181ZM237 11V12H236ZM86 12V11H85ZM160 12H162V13H160ZM188 12L190 13V15L188 14ZM236 12V13H235ZM184 13H185V15H184ZM187 14V15H186ZM204 14H207V15H204ZM185 17H183V16ZM172 16V17H171ZM173 16H179V17H177L176 19H175V17H173ZM168 17H170V19L168 18ZM172 18V19H171ZM173 18L175 19V20H173ZM178 18H181L180 20H182L183 21V26H182V24L179 26V25H177V23L176 22H178L179 21V19ZM191 18V19H190ZM167 19L168 20H172V21H175V22H172V21H167ZM185 19H187V22H186V20ZM165 20V21H164ZM176 20H178V21H176ZM190 21V23H189V21ZM160 21V22H159ZM192 21H194V22H192ZM160 23L161 24V26H160V24H158L157 26H156V23ZM161 22H165L164 24L163 23H161ZM168 22H170L169 24H168ZM171 22H172V24L173 25H175V26H172V24H171ZM181 22V21H180ZM180 22H178L179 24H180ZM197 22H199V23H197ZM201 22V23H200ZM149 23L150 24H154V29H156L157 30V32H158V30H159V32L157 33H155L154 31H156V30H152L153 28V25L152 26H150L149 25ZM206 23V24H205ZM167 26H166V25ZM171 24V25H170ZM199 24H203L202 26L200 25L199 26ZM168 25H170V27L168 26ZM190 25V26H189ZM146 26L148 27V28H150L149 29V31H147L148 29H146ZM150 26V27H149ZM162 26H164V28L162 27ZM172 26V27H171ZM197 26V28L195 29V27ZM145 27V28H144ZM177 27V28H176ZM188 27H191V29H188ZM199 27H201L200 29H199ZM203 27H205V28H203ZM152 28V29H151ZM172 30H171V29ZM193 28V29H192ZM162 29H163V31H168L169 30V32L171 33V34H169V32L167 33V34H165V33H163L162 32ZM167 29V30H166ZM257 30V29H260L261 31H254L253 32V30ZM145 30L147 31L146 33L148 34V32H150L151 30L154 32V34H153V32H150L151 34H149V36L150 37H147L148 35H146L145 36ZM171 30V31H170ZM182 30V34L181 35H179L180 34V31ZM194 32H193V31ZM197 30L200 32V30H201V32L199 33V32H197ZM249 30L251 31V32H253V33H251L250 34V32H249ZM248 31V32H247ZM173 32V33H172ZM175 32V33H174ZM179 32V34H177V35H175L176 33H178ZM187 33V34H189V35H187V34H184V33ZM247 32V33H246ZM245 33V34H244ZM174 35L176 36V37H174ZM184 35H186V36H184ZM165 36H166V38H165ZM141 37V38H140ZM145 37H147V39L145 38ZM152 38V39H151ZM175 38H176V40H175ZM190 38H192V39H190ZM175 40V41H174ZM194 40H196V41H194ZM164 41V42H163ZM178 41H177V43H178ZM181 41V42H180ZM202 42V43H200V42ZM204 41V42H203ZM159 42V43H158ZM186 42V43H187ZM198 42V43H197ZM253 42H254V44H253ZM155 43V44H156ZM200 43V44H199ZM205 43V44H204ZM146 44V45H147ZM148 44V45H149ZM187 44H189V43H187ZM204 44V45H203ZM224 45V44H230V47H233V51H235L236 49L239 51V49H240V47L241 46H245L244 48L247 50V48H246V46H249L248 48H250L251 46L253 47V45L255 46V49L257 48V49H259L258 51H260L259 53H253L251 50H247V51H249V52H246V50L243 48L242 49V47H241V50L239 51V53H238V51H235V52H233L232 51V53L230 54L228 51V53H226V56L228 57V59H227V57L226 56H224V52L223 53H220V55L221 54H223V55H221V56H224V57H222L221 58V56H220V58L218 57V52H219V50L217 51V48H214V47H212V45L213 46H219V45ZM253 44V45H252ZM257 44H258V47H257ZM197 45V46H196ZM93 46H95L94 44H93ZM93 46H90V47H92V48H90L91 50H89V47L88 48H86V50L84 51V53H86V54H84L85 56H87L88 58H90L92 55H93V52L95 53V51L97 52V50L95 49V47H93ZM150 46V45H149ZM97 47V46H96ZM197 47H199V48H197ZM238 47H239V49H238ZM251 47V49L252 50H254L255 51V49H254V47L252 48ZM201 48V49H200ZM213 48H214V50H213ZM93 49H95V51L93 50ZM97 49H98V47H97ZM166 49V50H165ZM197 49H199V50H201V51H199L198 50V52H200V53H198V55L196 54L197 52H195V50L197 51ZM202 49H204V52H206L205 54H204V52H203V50ZM260 49H262V50H260ZM88 50V51H87ZM141 50V49H140ZM139 50V51H140ZM146 50H147V52H146ZM153 50V52H150V51H152ZM221 50V49H220ZM243 50V51H242ZM245 50V51H244ZM90 51H93V52H90ZM138 51V52H139ZM143 51V50H142ZM142 51H140L141 53H142ZM148 51H149V53H148ZM214 51V52H213ZM231 51V50H230ZM242 51V52H241ZM250 51L252 52V53H250ZM257 50H256V52H258ZM87 52H90L91 54H89V53H87ZM139 52V53H140ZM166 52V53H167ZM202 52H203V54H202ZM211 52H213L212 54H211ZM140 53V54H141ZM147 53V54H146ZM195 53V54H194ZM155 54H157L159 57H157V55H155ZM194 54V55H193ZM228 54V55H227ZM161 55H162V57H161ZM167 55V54H166ZM196 55V56H195ZM202 55H203V62H202V60H200L199 59V57L200 58H202ZM142 56V58H144V57H146V58H144L143 60H142V58H140ZM194 56V57H193ZM211 56V57H210ZM137 57V58H138ZM183 58V60L182 59H179L178 60V58ZM190 57H192V58H190V60H189V58ZM198 57V58H197ZM204 57H205V59H204ZM164 58V59H163ZM194 58H195V60H194ZM198 60H197V59ZM213 58H214V60H213ZM218 58V60H216V59ZM185 59H187L188 61H184ZM213 60L214 61V64H213V61L211 62V60ZM219 59H222L221 61H223L224 60V62H228V66L230 67V68H226V69H229V71L228 70H226L225 71V67H224V65L226 64H224L223 65V63L224 62H220V60ZM147 60V59H146ZM216 60V61H215ZM142 61V62H141ZM171 62L170 64H172V62L173 63H175L174 65H170L169 64V62ZM194 61V62H193ZM197 61V62H196ZM168 62V63H167ZM181 62V63H180ZM185 62V63H184ZM152 63V64H151ZM184 63V64H183ZM198 63V64H197ZM201 63H202V65H201ZM204 63V64H203ZM138 64H139V66H141V67H138ZM151 64V65H150ZM178 64V65H177ZM179 64H182V65H180L179 66ZM188 64V65H187ZM213 64V65H212ZM220 64L222 65V67L224 68L223 70L225 71H223L220 67ZM165 65V66H164ZM168 65H170L171 66V68H169L170 66H168ZM184 65V66H183ZM204 65V66H203ZM227 65V64H226ZM225 65V66H226ZM155 66H157V64L155 65ZM167 66V67H166ZM174 66H178L177 67V69H176V67H175V70H173V72L172 73H169V70H171L172 68ZM192 66V67H191ZM202 66V67H201ZM213 66V67H212ZM164 67V68H163ZM199 67H201L200 69H198ZM219 67V68H218ZM123 68V70H124V67H122ZM167 68H169L168 69V72L166 71V69ZM218 68V69H217ZM144 69V70H145ZM174 69V68H173ZM198 69V70H197ZM207 69H209V70H207ZM157 70V71H156ZM163 70V71H162ZM200 70V71H199ZM215 70V71H214ZM216 70H218L220 73H216V72H218V71H216ZM221 70H222V73L223 74H221ZM126 71V70H125ZM146 71V70H145ZM155 71V72H154ZM124 72V71H123ZM167 72V73H166ZM210 72V74H208ZM226 72L228 73L226 76H225V78H223V79H221V80H219L218 78H222L225 74H226ZM137 73H139V76H140V74H141V76L139 77V76H137L136 74ZM168 73L170 74V76H168ZM190 73H192V74H190ZM217 75H216V74ZM146 74H149L148 76H146ZM222 76H221V75ZM165 75H166V77L168 76V79L167 78H165ZM199 75H201V76H199ZM207 75V76H206ZM209 75V76H208ZM136 76L140 79V80H138L139 82L141 81L142 83H144L145 84V82H146V84L144 85V84H142V86H144V87H142L141 85H140V83L139 82H137V79L138 78H136ZM203 76V77H202ZM204 76H206V77H204ZM213 76H219V77H217V79L215 78V77H213ZM141 77H142V80H144V82L141 80ZM145 77H149V78H147V80H150V84L146 81V78ZM171 77V78H170ZM192 77V78H191ZM208 77H209V79H208ZM213 77V78H212ZM152 78V79H151ZM188 78H191L190 79V81H189V79ZM207 79V82L205 81L206 79ZM164 79H166L165 81H164ZM213 79V80H212ZM127 80V79H126ZM134 80H136V82L134 81ZM160 80V81H159ZM168 80V81H167ZM208 80H209V82H208ZM212 80V81H211ZM216 80V81H215ZM218 80L220 81V82H218ZM128 81V80H127ZM134 81V82H133ZM167 81V82H166ZM210 81H211V83H212V85L211 84H209L210 83ZM122 82H124V83H122ZM129 82V81H128ZM152 82H154V83H152ZM160 82V83H159ZM193 82V83H192ZM214 82V83H213ZM133 83L135 84V83H137L138 84V86H139V88H137L138 86L137 85H135V88L133 87L134 85H133ZM152 83V84H151ZM159 83V84H158ZM162 83V84H161ZM196 83V84H195ZM207 83H208V88L207 89H205L206 87H207ZM0 84H1V82H0ZM122 84V85H121ZM153 84H155V85H153ZM164 84V85H163ZM205 84H206V86H205ZM214 84V85H213ZM196 85H198V88L197 87H195ZM209 85H211V86H209ZM148 86V87H147ZM151 86H152V89H150L151 88ZM160 86V87H159ZM194 86V87H193ZM205 86V87H204ZM131 87V88H130ZM146 87V88H145ZM119 88H121V90H119ZM130 88V89H129ZM134 88V89H133ZM147 88H149V89H147ZM163 88V89H162ZM194 88V89H193ZM129 89V90H128ZM132 89L134 90V92L132 91ZM154 89V90H153ZM202 89V90H201ZM239 90L238 92H237V90ZM101 90V91H100ZM118 90V91H117ZM130 90H131V92H130ZM139 90H141L139 93H142L143 94V92L145 93V94H148L149 93V97L151 96V98L148 100L147 99V101L145 100L146 98H148V96L146 97H144V95H140L139 93H138V91ZM229 90V91H228ZM129 91V92H128ZM143 91V92H142ZM228 91V92H227ZM91 92H92V94H91ZM107 92V93H106ZM115 92V93H114ZM118 92H119V95H118ZM124 93V95H122L121 96V94L122 93ZM128 92V93H127ZM147 92V93H146ZM203 92V93H202ZM205 92V93H204ZM211 92V93H210ZM233 92V93H232ZM243 92H244V97L242 98V99H238L237 98V95H242L243 94ZM246 92V93H245ZM113 93L116 95H113ZM155 94L154 95V97L151 95V94ZM208 93V94H207ZM221 94V95H219V94ZM225 93V94H224ZM240 93V94H239ZM125 94H127L128 95V97H129V99H128V97H127V95H125ZM205 94V95H204ZM229 94V95H228ZM232 94V95H231ZM96 95V96H95ZM139 95V96H138ZM160 95V96H159ZM215 97H213V96ZM111 96H113V97H111ZM114 96H115V98H114ZM123 96L125 97V99H122L123 98ZM135 96V97H134ZM141 96L142 97H144L145 99H144V101L142 102V99L143 98H141ZM212 96V97H211ZM227 96V97H226ZM117 97H118V99H121V102L118 104V101L117 100H115V99H117ZM140 97V98H139ZM161 99H160V98ZM219 97H221V98H219ZM93 98V99H92ZM103 98V99H102ZM211 98V99H210ZM226 98V99H225ZM139 99H141V100H139ZM158 100V102H154V101H157ZM214 99H215V101H214ZM91 100H93V102H94V104H92L93 102H91ZM99 100V101H98ZM127 100V101H126ZM154 100V101H153ZM160 100V101H159ZM212 102H211V101ZM224 100V101H223ZM115 103H114V102ZM123 101H125V104L127 103V104H129V103H131V102H135V104H137L136 106L138 107V109L136 108V107H134V109H133V111L131 110V109H129L131 112H133V113H130L129 112V110H128V108H127V110L128 111H126L127 113H125V111L123 110V108H125V110H126V107H124V102ZM149 101V102H148ZM151 101H153V102H151ZM204 102V103H206V104H204V103H201V102ZM207 101V102H206ZM218 101V102H217ZM224 103L225 101V104L224 105H226V103L227 104H230V107L228 108L229 110H228V112H226L225 113V111H223V112H215L216 111V109L218 110L219 109V107L220 106H222L223 105V103ZM96 102V103H95ZM97 102H98V104H101L102 105V107H101V105L99 106L98 104H97ZM109 102V103H108ZM111 102V103H110ZM167 102L169 103V104H167ZM62 103V102H61ZM209 103H211V105H209ZM72 104V105H71ZM147 104V105H146ZM149 104V105H148ZM171 104V105H170ZM208 104V105H207ZM215 104V105H214ZM83 105H85V106H83ZM87 105V106H86ZM112 105V106H111ZM206 105H207V107L208 106H210V107H206ZM212 105H214V106H212ZM223 105V106H224ZM77 106V107H76ZM93 106H95V107H93ZM104 106H106V107H104ZM168 106H170V107H168ZM173 106V108L172 109H170L171 107ZM174 106H176L175 108H174ZM183 106V107H182ZM217 106V107H216ZM69 107H71V108H69ZM73 107H74V109H76V108H78V107H80V108H78V111L77 110H74L73 111ZM87 107H91L90 109L89 108H87ZM97 107V108H96ZM111 107V108H110ZM113 107V108H112ZM143 107V108H142ZM149 107V108H148ZM186 108V110H185V108ZM100 108V109H99ZM107 108V109H106ZM182 108H184L183 110H182ZM191 109L192 110V112H196V113H194V114H192L190 111L191 110H189V109ZM212 108H213V110H212ZM216 108V109H215ZM264 108V107H263ZM262 107L261 108H259L258 110H260V109H262L261 111H263L264 109H263ZM72 109V110H71ZM82 109V110H81ZM114 109L117 111H115L114 112ZM146 109V110H145ZM149 109H151L153 112H159L158 113V118H157V116L155 115L154 117H153V115L151 116V114H150V110ZM180 109V110H179ZM67 110V111H66ZM174 110V111H173ZM175 110H178V111H175ZM186 111V113L185 114H183L185 111ZM68 111H71L70 113L68 112ZM73 111V112H72ZM77 111V112H76ZM83 111H87L88 113H83ZM124 111V112H123ZM139 111H140V113L142 112V111H145L143 114L144 115H140V113H139ZM170 111H173L174 113H172V112H170ZM182 111V112H181ZM104 112V113H103ZM115 114H114V113ZM120 112H121V114H120ZM123 112V113H122ZM129 112V113H128ZM190 113V114H188V113ZM256 112H257V110H255V114H256ZM260 111H258V113L257 114H259L260 116H261V114H263V112H261V113H259ZM66 113V114H65ZM70 115H69V114ZM72 113V114H71ZM107 113V114H106ZM139 113V114H138ZM172 114V115H170V114ZM176 113V114H175ZM182 113V114H181ZM68 114V115H67ZM78 114V113H77ZM96 114V115H95ZM103 114H106V115H103ZM108 114H110V115H108ZM116 114L118 115H121V117H119V116H116ZM122 114H124V115H128L126 118H125V116H124V118L126 119H124V118H122ZM133 114H135V115H137L138 117H136L138 120H132V119H135L134 117H135V115H133ZM161 114H164V115H166L167 117L169 116V118H166V116H163V115H161ZM191 114H192V116H191ZM256 114V115H257ZM88 115V116H87ZM97 115H98V120L99 121H101V122H103V123H101V125H100V122H98V120H97ZM116 116V118H113L112 116ZM130 115L131 116H133L132 117V119H131V117H130ZM140 115V116H139ZM160 115V116H159ZM187 115H189V116H187ZM197 115H199V116H197ZM221 115H223L222 117H220ZM92 116H96L93 120V122L91 123V124H89L88 125V132H89V130L91 129V128H93V127H95V131H97L98 132V130H96L98 127L100 128V126H102L101 127V130L99 129V132H98V134L96 135L97 136V138H96V136H95V134H96V132L94 131V133H93V130H92V133L91 132H89V133H87V135H83V133H84V129L85 130H87L86 128H85V126H84V124L86 123L87 124V120H85V119H88L89 120V118L90 119H92ZM110 116V117H109ZM114 116V117H115ZM113 118V119H109V118ZM163 117L165 118L164 119V121H162L163 120ZM262 117H264V114L262 115ZM122 118V119H121ZM131 119V121H130V119ZM140 118H142V119H140ZM145 118H147V119H145ZM159 118H161V119H159ZM173 118H175V119H173ZM257 118V117H256ZM125 121H124V120ZM168 119L170 120V121H173L172 123H173V126H172V123H170V121H169V127H170V125H171V129L168 127V130H167V127H166V125L167 124H165V122L167 123L168 122ZM182 119V120H181ZM185 119V120H184ZM97 120V121H96ZM127 120H129V121H127ZM143 120V121H142ZM147 120V121H146ZM161 120V121H160ZM186 121L185 123L184 122H182L181 123V121ZM86 121V122H85ZM107 122V124H105L106 122ZM111 121H114L113 123L111 122ZM118 122V123H115V122ZM122 121H124V122H122ZM128 123H127V122ZM156 121H157V123H156ZM260 121V122H259ZM258 122L257 121H254V123L256 124V126L257 125H259V124H261L262 125V127H261V125H259L260 127H259V129L261 128V130H263L264 131V123H263V118L262 119H260ZM262 121V122H261ZM130 122V123H129ZM136 122V123H135ZM142 122H143V124H144V122H145V124H146V126H142L143 124H142ZM164 124H163V123ZM177 122V123H176ZM125 123H127V125L125 124ZM131 123H133V124H131ZM162 123V124H161ZM99 126H98V125ZM117 124H119V125H122L123 126V124H125L124 125V127L126 128V129H122L121 127L122 126H118ZM134 124H136L137 126L138 125H140V126H138V128H137V131H139L138 129H140V131H143V132H139L136 136V140L137 141H134L133 143H132V145L130 146V148H127V153H128V155H127V153H126V160H125V158H121V159H118V158H120V153H121V151H119V150H121L123 147L122 146H124V141H126L127 140V138H128V136H129V134H130V131H131V129H132V127H134L135 129H136V127H135V125ZM174 124H175V126H174ZM180 124H182V125H180ZM98 127H97V126ZM180 126V131H179V126ZM185 125V126H184ZM244 125V124H243ZM82 126H84V128H82ZM161 126V127H160ZM166 128H165V127ZM184 126V128H182ZM186 126H188V127H186ZM74 127V128H73ZM119 127V128H118ZM130 127V128H129ZM141 127H142V129H141ZM238 127H237V129L235 130V131H237V132H239V130L241 129V131H243L242 133H246V131H244V127H240V129H238ZM75 128H77V130H79V132L81 133H78V131L75 129ZM175 128V130H172V129H174ZM178 128V129H177ZM213 128V127H212ZM263 128V129H262ZM157 129H159V130H157ZM160 129H164V131H162L161 133H162V135H164V138L165 139H163V136L161 135V133L159 132V131H161ZM177 129V130H176ZM72 130V131H71ZM90 130V131H91ZM102 130L104 131V132H106L105 134L107 135V136H110V137H108V139H107V137H105L104 135H102ZM156 130V132H157V134H158V136L159 137H157V136H155L156 135V133H154V135H153V131H155ZM166 130V131H165ZM245 130H247V129H245ZM82 131V132H81ZM136 131V132H137ZM168 131H170V132H168ZM174 131V132H173ZM185 131V132H184ZM251 131V130H250ZM260 130H258V132H259ZM263 131H261V134L263 135ZM172 132H173V134H172ZM234 132V131H233ZM232 131H231V135H230V138H231V136H235V133H237V132H234L233 133ZM92 134V136H91V134ZM159 133H160V135H159ZM167 133V134H166ZM170 133V134H169ZM175 133V134H174ZM179 133H181L180 135H179ZM240 133V132H239ZM249 133V132H248ZM52 135H54V133H51ZM51 134H49V135H51ZM73 134V135H72ZM104 134V133H103ZM143 134V135H142ZM145 134V135H144ZM148 134V135H147ZM178 134V135H177ZM188 134V135H187ZM233 134V135H232ZM175 135V139L173 138L172 140H171V138L173 137V136ZM177 135V136H176ZM187 135V136H186ZM82 136V137H81ZM88 136H91V138L92 139H90ZM93 136H95V137H93ZM114 136V137H113ZM142 136V137H141ZM145 136V137H144ZM156 137V138H160V136H161V140H162V142L161 141H159V140H157V139H155L154 137ZM165 136H168V138H169V140L167 141L166 140V138L167 137H165ZM179 136V137H178ZM264 136V135H263ZM263 136H261V137H263ZM73 137V138H72ZM84 137H86V138H84ZM118 137V138H117ZM147 137H148V139H147ZM149 137H153L154 139H152L151 138V140H150V138ZM178 137V138H177ZM181 137V138H180ZM78 138V139H77ZM79 138H84L83 140L82 139H79ZM89 138V139H88ZM93 138H96L95 139V141H93L94 139ZM112 138H113V141H112ZM114 138H116L115 140H118L117 141V143H116V141L114 142ZM119 138H121V139H119ZM141 138V139H140ZM186 138H187V140H186ZM193 138H195L194 140H192ZM232 138H234V137H232ZM81 140V141H80ZM86 140V141H85ZM100 140H102L100 143L103 145H100V143H99V141ZM123 140V141H122ZM172 142H171V141ZM232 141V139H229V141ZM37 141V140H36ZM91 141H93V142H91ZM229 141H228V143H229ZM236 141V140H235ZM234 141V142H235ZM80 142H82V143H80ZM99 143V145H95V144H98ZM107 142H109V143H107ZM114 143V145H112L111 143ZM159 144H158V143ZM88 144V145H90V146H88V145H86V144ZM137 143H138V145H137ZM144 145H143V144ZM236 143H237V141L235 142V143H233L232 144V142H230V147H233L234 146V144L236 145ZM109 144V145H108ZM110 144L112 145L111 146V149L112 148H114V150L112 149H110ZM118 144V145H117ZM119 144H121V145H119ZM139 144H140V146H142V149H144L145 147H148V148H145L144 150H142L141 149V147H139ZM145 144H146V146H145ZM171 144V147L169 146ZM232 144V145H231ZM85 147H84V146ZM147 145H150V146H147ZM226 145H228V144H226ZM225 145V146H226ZM92 146H94V148H96V149H102V152H101V150H96V149H94L93 150V147ZM98 146H100V147H98ZM104 146H109V149H110V152H112V151H114V152H112L113 154H115V155H112L110 152H109V150L107 149V148H105ZM119 146H121L122 148H119ZM134 146H136V148L138 149V148H140L141 149V152H139L140 150H138L137 151V149L136 148H134L133 149V147ZM145 146V147H144ZM228 146V147H229ZM85 149H84V148ZM102 147V148H101ZM116 147H118V148H116ZM144 147V148H143ZM157 147V148H156ZM55 148H57V146L55 147ZM90 148V149H89ZM92 148V149H91ZM104 148H105V150L106 151H103L104 150ZM118 149V150H116V149ZM154 148H155V150H154ZM158 148H160L159 150L161 151V152H158L157 151V149ZM161 148H163L164 150H162ZM166 148V149H165ZM62 149H64V147H61L59 150H62ZM132 149H133V151H132ZM91 150H93V151H97V152H89V151H91ZM48 151V154L51 152V154L54 152V153H56L57 151H58V149L56 150V149H53V148H50V150H47ZM46 151V152H47ZM117 151V152H116ZM156 151H157V153H156ZM59 152H60V154H59ZM106 152L107 153V155H108V153H109V155L106 157V154H104V153ZM118 152H119V154H118ZM135 152H137V153H135ZM61 153H62V151H58V153H56V155L54 156L56 159L57 158H59V157H61V156H65V155H61ZM90 153V155H91V157H90V155H88ZM91 153H94V155L93 154H91ZM96 153L97 154H99V155H102V156H100V157H98V159H97V156H99V155H97L96 156ZM102 153V154H101ZM135 153V154H134ZM50 154V155H51ZM140 154V155H141ZM87 155H88V157H87ZM111 155H112V158H113V156L114 157H116L117 158V161H121V162H119V163H117V161H116V158H114L115 160H113L112 158H111ZM137 156V158H136V156ZM153 155H155V156H153ZM160 155V156H161ZM104 156V157H103ZM169 156V157H168ZM105 157H106V159H105ZM108 157H110L111 158V161H109V159H108ZM166 157V158H165ZM87 158H89V160H88V162L86 161V163H85V160H87ZM100 158H104V160H105V162H106V160H107V162L108 163H106V165H104V167H103V164L105 163V162H103V160L102 159H100ZM132 158H134L133 160H132ZM158 158H159V156H158ZM169 158V159H168ZM33 159V160H32ZM162 159V160H161ZM32 160V161H31ZM98 160H100V163L98 164ZM102 160V161H101ZM142 160V159H141ZM171 160V161H170ZM26 161H27V163L26 164H30V163H33V164H35L34 162H36V160H34V158L33 157H31V155L30 154H28L27 155V158H26ZM90 161V162H89ZM114 161V162H113ZM116 161V162H115ZM125 161V162H124ZM131 161H132V163H131ZM157 161H159V162H157ZM162 161L164 162L163 164H162ZM169 161H170V163H169ZM37 162H39V161H37ZM103 162V164H101ZM116 163V164H115ZM130 163V164H129ZM142 163H144L145 164V168H143L144 167V165L142 164ZM150 163V164H149ZM159 163V164H158ZM38 164V163H37ZM39 164H40V166H41V162H39ZM53 164V163H52ZM97 164V165H96ZM107 164H108V168H107ZM113 164H115V165H113ZM129 164V165H128ZM152 164V165H151ZM156 164V165H155ZM166 164V165H165ZM101 165V166H100ZM125 165V164H124ZM146 165H149L148 167H151V168H148V169H146ZM151 165V166H150ZM43 166H44V163H43ZM58 167V169H57V171H55L56 173L54 174V175H57L58 173H59V166L60 165H57ZM82 166V167H83ZM116 166V167H115ZM141 166V167H140ZM143 166V167H142ZM98 167V169L99 170H95V168H97ZM100 167V168H99ZM103 169H102V168ZM115 167V168H114ZM134 167V168H133ZM44 168V167H43ZM50 168V169H49ZM48 169L49 170H51L52 168L51 167H49ZM140 168V169H139ZM153 168V169H152ZM155 168V169H154ZM48 169H46V171H49ZM107 169V172L105 171V170ZM126 169V170H125ZM133 169H135V170H133ZM151 169V170H150ZM100 170H101V172H102V175H103V172H104V175H103V177L105 178V180H104V178L103 179H101L102 177V175H101V173H100ZM118 170H119V168H118ZM128 170V171H127ZM136 170H140V172L139 171H136ZM51 171H53V169L51 170ZM96 171V172H95ZM99 171V172H98ZM124 171H126V173L124 172ZM151 171V172H150ZM58 172V173H57ZM130 174H128V173ZM109 173H111V171L109 172ZM122 173H125L126 175H123ZM136 173V174H135ZM141 173V174H140ZM160 173V174H159ZM105 174H107V175H105ZM133 174H134V177H136L138 174L140 175H138L136 178H132L133 177ZM142 174H144V175H142ZM146 174V175H145ZM152 174V175H151ZM136 175V176H135ZM142 175V176H141ZM150 175V176H149ZM155 175V176H154ZM100 178H99V177ZM129 176V177H128ZM144 176V177H143ZM93 177L95 178V179H93ZM97 177V178H96ZM123 177H125V178H123ZM148 177V178H147ZM155 177V178H154ZM54 178H56V176H54ZM131 178L134 180V183L132 184V180H131ZM142 178V179H141ZM152 178H153V180H152ZM100 179V180H99ZM124 179H126V180H124ZM42 180H44V179H41V180H39V181H37V182H35V184H38L39 182V186H42V185H46L47 183H48V180H46V182H45V180H44V182L42 181ZM102 180V181H101ZM132 182H131V181ZM141 180V181H140ZM149 180V181H148ZM153 182H151V181ZM46 183V184H45ZM100 183V185H98ZM117 183L118 182H116V184L115 185H117ZM128 183V184H127ZM139 183V184H138ZM83 184V183H82ZM97 184V185H96ZM96 185V186H95ZM136 185L135 186H133V187H136ZM141 185H143V186H141ZM151 187V188H150ZM141 188V189H140ZM145 188V189H144ZM147 188V189H146ZM133 189H134V191H133ZM144 190V191H143ZM93 191V194L90 196L89 194H91V192ZM102 191V190H101ZM143 191V192H142ZM97 193V194H95V193ZM136 195H135V194ZM128 194H129V196L131 195V196H133V202L131 201L129 204L130 205H128L127 203H128V199H126V197L128 196ZM25 195V194H24ZM24 195H23V197H22V195H21V199L20 200H18V201H20L19 202V204L21 203V205H24V200H25V202H26V199L27 198H25L24 200H23V198H24ZM83 197H82V196ZM253 195H255V196H253ZM86 196H87V198H86ZM92 196H93V199H92ZM129 196H128V198H129ZM252 196L253 197H257V198H260L261 196H259V194L258 193H255V194H252ZM90 197V198H89ZM136 197V198H135ZM264 197V196H263ZM263 197H261V198H263ZM81 198H83V199H81ZM21 200H23L22 202H23V204H22V202H21ZM86 200H87V202H86ZM130 200V199H129ZM80 201V202H79ZM82 201V202H81ZM85 201V203H83ZM89 201V202H88ZM125 201L127 202L126 204H125ZM124 202V203H123ZM136 202V201H135ZM29 203V202H28ZM85 204V205H84ZM4 205V204H3ZM3 205H2V209H3ZM82 205V206H81ZM83 205H84V207H83ZM6 206V205H5ZM81 208H80V207ZM132 207V206H131ZM127 208V209H126ZM85 209V210H84ZM163 209V208H162ZM162 209L159 211V213H161L162 212ZM77 210H79L80 211V213L79 212H77ZM128 210V211H127ZM1 211V210H0ZM86 212V213H85ZM89 212V213H88ZM79 213V214H78ZM93 213V214H92ZM18 214V213H17ZM15 215V216H13V215H11L12 216V218H11V220L13 221V220H15V218H16V220L17 221H19L20 223H22V224H24L25 225V227L28 229V231H29V237H28V234H25L26 235V237H25V235L23 236V234L22 233H18L17 234V232H14L15 233V235H14V233L13 232H10V230L8 231L7 229H10V228H8V227H10V225L8 224V223H6V222H3V223H6L5 225H3V223L0 225V228L2 227V229L0 230V248L2 249V250H4V251H2L1 249H0V254H2V255H7V257L10 255V256H12V257H14V260L13 261H15V263L16 264H23V261H24V258L22 257V260H20L21 259V257H18L19 255H23V256H25L26 254H29V253H32V251H33V249H32V247H30V246H27V245H23V242H24V240H22V239H24L25 238V240H28V238H32L33 240H34V242L35 241H37V239H40V237L42 236V234H44V233H51L52 232V229H50V228H46L44 225H39L40 223H41V221H39V219L38 218H36L34 215H32V216H30L29 218H28V214H25L24 212H19V214L18 215ZM20 214H22V217H20L21 215ZM25 216H24V215ZM91 214V215H90ZM20 215V216H19ZM76 215V216H75ZM10 216V217H11ZM27 216V217H26ZM32 217V218H31ZM89 217V218H88ZM130 217V216H129ZM14 218V219H13ZM22 218V219H21ZM25 220H27V221H24V219ZM34 218V222H33V220H31V219H33ZM36 218V219H35ZM78 218V219H77ZM80 218H82L81 220H80ZM19 219V220H18ZM30 219V220H29ZM84 219V220H83ZM87 219V220H86ZM23 222H22V221ZM29 220V221H28ZM37 222H36V221ZM165 221H167L168 222V219H166ZM35 222H36V224H35ZM25 223H27V224H25ZM89 223V224H88ZM9 225V226H8ZM84 227H83V226ZM6 226H7V228H6ZM28 226H30V229H29V227ZM31 226H34V227H32L31 228ZM42 226V227H41ZM88 226H89V228H88ZM5 227V228H4ZM76 227H79V228H76ZM81 227V228H80ZM88 229H87V228ZM83 228V229H82ZM111 228V229H110ZM32 229V230H31ZM37 229V230H36ZM49 229H50V231H49ZM78 229V231H76ZM5 230V231H4ZM34 230V231H33ZM81 230H84V231H82L81 232ZM87 230H88V232H87ZM108 230H109V232H108ZM3 231V232H2ZM106 231V232H105ZM2 232V233H1ZM7 232V233H6ZM9 232V233H8ZM38 232H40V236L38 235L39 233ZM43 232V233H42ZM88 233V236H89V240L87 239V237L88 236H84L83 235V233ZM13 233V234H12ZM84 233V234H85ZM86 233V234H87ZM3 234V235H2ZM10 234V235H9ZM12 234V235H11ZM20 234V235H19ZM33 234V235H32ZM102 234V235H101ZM103 234H104V236H103ZM107 234V235H106ZM81 235V237H79ZM18 236H19V238H18ZM22 236H23V238H22ZM31 236V237H30ZM32 236H34V237H32ZM3 237V238H2ZM13 237V238H12ZM14 237H16V238H14ZM84 237V238H83ZM34 238H37V239H34ZM72 238V240H70ZM73 238H74V240H73ZM75 238H76V240H75ZM79 238V239H78ZM80 238H81V242H80ZM91 238H94V239H91ZM1 239H3V240H1ZM31 239V240H32ZM87 239V241H85ZM96 239V241H94ZM79 240V241H78ZM84 242H83V241ZM90 240H93V241H90ZM7 241V242H6ZM20 241V243H18ZM21 241H23L22 243H21ZM75 242L74 243V245H75V248H73L74 247V245H72V243H71V245H70V242ZM90 243H89V242ZM101 241V242H100ZM11 243V245L9 244V243ZM15 242H16V244H15ZM65 242L67 243L66 245H65ZM78 242V243H77ZM1 243H3L2 245H3V247H2V245H1ZM12 243H13V245L15 246V245H17V246H15V248H13V245H12ZM18 243V244H17ZM77 243V244H76ZM83 245H82V244ZM92 243V244H91ZM94 243V244H93ZM263 243H264V235H262L261 237L259 236H256V240H255V244H259L262 248L264 247V245H263ZM34 244V243H33ZM69 244V245H68ZM80 244V245H79ZM88 244H90V245H88ZM18 245H19V247H18ZM77 245L79 246V247H77ZM81 245H82V247H81ZM101 245V246H100ZM249 245H250V243H249ZM263 245V246H262ZM5 246V247H4ZM24 246H25V248H24ZM27 246V247H26ZM63 246H66V247H63ZM90 246V247H89ZM7 247V248H6ZM72 247V248H71ZM76 247L78 248V249H76ZM83 247H84V250H83ZM96 247V248H95ZM97 247H99L98 248V250H97ZM101 247V248H100ZM11 248H13V249H19V252H21V254L19 253V252H17V250H13V249H11ZM21 248H24V249H26V251L27 252H25V250L22 252L21 251ZM65 248V249H64ZM68 248H70L69 250H70V252H69V250H68ZM80 248H82V251L79 253V249ZM86 248V249H85ZM88 248H89V250H88ZM103 248V249H102ZM8 249V250H7ZM11 249V250H10ZM30 249V250H29ZM57 249H59V250H57ZM101 249V250H100ZM6 250V251H5ZM32 250V251H31ZM62 250V251H61ZM74 250V251H73ZM78 250V251H77ZM88 250V251H87ZM8 251H10V252H8ZM13 251H15V252H13ZM29 251V252H28ZM55 251H57L58 253H60V254H58L57 255V252H55ZM65 251H67V253H64ZM99 251H101V252H99ZM52 252H53V254H52ZM61 252L63 253V255L64 256H62V254H61ZM73 252H75L74 254H71V253H73ZM79 253V255L77 254V253ZM7 253V254H6ZM9 253V254H8ZM15 253H16V255H15ZM55 253H56V255L57 256H59V255H61V257L59 256V257H57L56 255H55ZM12 254V255H11ZM67 254V256L68 255H70V256H65ZM14 255V256H13ZM47 255H49V256H46ZM53 255V256H52ZM55 255V256H54ZM19 258H17V257ZM98 256V257H97ZM46 257V258H45ZM50 257V258H49ZM71 259H70V258ZM56 258V259H55ZM58 258V259H57ZM62 259V260H60V261H62V262H59L58 260L59 259ZM64 258L66 259H68V260H64ZM73 258L75 259V260H73ZM45 259V260H44ZM48 259H50V260H53V261H51L50 262V260H48ZM159 260L158 261H160V260H162V258L160 259V258H158ZM46 260H47V262H46ZM56 260V261H55ZM208 260V259H207ZM206 260V261H207ZM13 261L10 263V264H15V263H13ZM37 261V260H36ZM66 261L68 262L69 261V263H66ZM208 261H210V260H208ZM6 264V263H5Z\"/></svg>",
	"mask_w": 264,
	"mask_h": 264
}]
</instances>
